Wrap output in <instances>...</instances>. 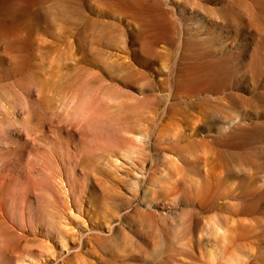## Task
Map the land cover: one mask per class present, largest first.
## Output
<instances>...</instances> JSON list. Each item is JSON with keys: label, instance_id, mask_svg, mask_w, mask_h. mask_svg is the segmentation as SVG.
I'll return each mask as SVG.
<instances>
[{"label": "rangeland", "instance_id": "obj_1", "mask_svg": "<svg viewBox=\"0 0 264 264\" xmlns=\"http://www.w3.org/2000/svg\"><path fill=\"white\" fill-rule=\"evenodd\" d=\"M0 264H264V0H0Z\"/></svg>", "mask_w": 264, "mask_h": 264}]
</instances>
